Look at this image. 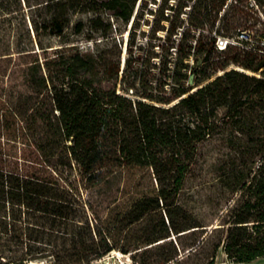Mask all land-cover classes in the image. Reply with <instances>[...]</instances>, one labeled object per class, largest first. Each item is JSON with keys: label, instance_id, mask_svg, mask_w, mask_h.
<instances>
[{"label": "trees", "instance_id": "obj_1", "mask_svg": "<svg viewBox=\"0 0 264 264\" xmlns=\"http://www.w3.org/2000/svg\"><path fill=\"white\" fill-rule=\"evenodd\" d=\"M137 1L102 3L125 22L134 16L136 29L148 4L140 0L134 15ZM153 1L149 42L175 54L162 61L164 73L171 71L160 87L142 75L127 79L135 31L125 68L75 41L55 47L35 41L63 35L71 12L96 8L90 0H47L45 17L31 20L35 37L29 27V42L14 44L13 52L29 57L30 92H0V264H91L116 248L133 254L163 248L157 261L141 264H164L206 241L211 251L198 264H215L220 246L233 262L264 257V58L236 46L218 50L216 37L204 33L217 21V32L240 28L238 20L255 25L249 21L255 16L243 0ZM91 21L103 37L111 35L110 19ZM4 23L0 17V34ZM84 27L76 21V32ZM11 45L0 41V54ZM191 56L212 58L225 70L193 90L190 70L211 75L190 65ZM230 63L262 75L226 69ZM120 79L135 96L118 91ZM211 140L227 151L217 176L223 201L207 222L181 195L201 143Z\"/></svg>", "mask_w": 264, "mask_h": 264}, {"label": "rangeland", "instance_id": "obj_2", "mask_svg": "<svg viewBox=\"0 0 264 264\" xmlns=\"http://www.w3.org/2000/svg\"><path fill=\"white\" fill-rule=\"evenodd\" d=\"M90 6L96 7L95 9H90L86 11H75L70 13V22L67 24L63 35L55 34H42L39 38L35 37L32 32V19H42L47 14V8L45 3L47 0H0V17L5 19L3 33L0 34V41H8L12 43L10 46V53L0 54V92L17 95L21 91L30 92L26 87L24 69L26 66V61L29 57H20V55L15 51L14 44L16 41L29 42L28 29L30 27L35 41L40 39L44 45H52L51 47L60 46L62 43L67 41H75L79 43L85 49H89L93 52H97L102 59H120L122 68L126 67V59L130 56V52L127 51V42L130 38V34L133 31L136 32V43L133 45V58L132 65L127 70V79L132 81L136 79V76L142 75V78L148 83L153 85H158L160 87V82L165 79V73H169L171 70H165L164 59L171 58L175 56L174 53L169 54L168 50H161L160 46H152L150 41V35H153L151 31L150 23L152 22L153 14L147 11V8L156 7L157 3L153 0H148L147 7L144 9V18L140 20V26L136 29L132 28L134 23L133 17L129 22H125L120 18L112 15L110 10H108L102 3V0H90ZM159 0H157L158 2ZM248 0H243L244 4H247ZM170 2V1H169ZM142 3L140 0L137 1L136 9L134 15L139 9V5ZM239 3V2H238ZM141 10V9H140ZM170 10L166 9V13ZM248 11H250L248 9ZM251 13V11H250ZM101 15L105 22L109 19L113 23V28L110 31L111 35L109 37H103L101 30H96L92 26L91 18ZM83 19L85 21V27L82 32L75 31V23L77 20ZM149 19V23L145 21ZM138 19H136L137 21ZM135 21V22H136ZM249 21L256 22L255 28H263L262 23L258 22L255 17H250ZM167 24V22H165ZM222 22L217 21L214 29L218 28V24ZM238 27H243L244 24L240 20L236 22ZM105 26V24H104ZM237 29H231L230 31L221 28L218 33L221 34H232ZM145 34H144V32ZM198 34L197 31H195ZM204 33L208 36L214 32L206 29ZM157 34L162 35V39H165V30L157 31ZM93 35V38L89 39ZM153 42L157 41L156 37L152 38ZM159 51V53H157ZM158 54V55H155ZM139 55V59H135ZM225 53L220 56L223 59ZM203 56V55H202ZM202 56L195 61L193 56L187 58L186 61L192 66H197L203 68V71L210 74L211 76L206 79L201 77L203 73L198 72L197 75L194 74V85L193 89L205 84L210 79H213L217 75L224 72L225 69H218L217 63L210 58L205 60ZM173 64V62H170ZM237 68L239 70L245 71L250 74L261 76L260 71H254L248 69L239 64L230 63L227 65L226 69ZM193 73V71H189ZM122 77V74L120 75ZM126 86L124 81L118 82L117 88L119 92L127 93L135 96L132 88L124 89ZM169 88V85H165ZM227 148L221 144L219 140L205 141L200 145V151L198 160L194 165L192 172L188 175L185 188L181 195L182 199L186 204L193 209L203 220L209 222L216 218V214L219 211L218 201H223V190L219 187L217 183V176L220 172V158L223 156V152H226ZM215 223H218L217 219ZM187 241V237L183 236L181 238ZM211 241H206L202 246L195 247L191 254L188 250H183L181 256L178 260H171L164 264H198L205 257L208 256L211 251ZM164 250H168L170 245H166ZM159 250L151 248L146 252H138L133 254V251L123 252L116 248L106 253L99 259L94 260L91 264H141V261H157L159 257ZM135 255V258L132 256ZM216 262L215 264H264V257H259L250 261L245 262H233L227 258V255L222 246H220L216 251Z\"/></svg>", "mask_w": 264, "mask_h": 264}, {"label": "built area", "instance_id": "obj_3", "mask_svg": "<svg viewBox=\"0 0 264 264\" xmlns=\"http://www.w3.org/2000/svg\"><path fill=\"white\" fill-rule=\"evenodd\" d=\"M246 7L262 23L263 28H255V25L238 28L232 34H221L214 30L215 45L218 50L229 46H236L239 50L252 52L258 57L264 58V5L259 0H248Z\"/></svg>", "mask_w": 264, "mask_h": 264}, {"label": "water", "instance_id": "obj_4", "mask_svg": "<svg viewBox=\"0 0 264 264\" xmlns=\"http://www.w3.org/2000/svg\"><path fill=\"white\" fill-rule=\"evenodd\" d=\"M190 84H193L194 83V73H191L190 74V77H189V81H188ZM195 90V89H193Z\"/></svg>", "mask_w": 264, "mask_h": 264}]
</instances>
